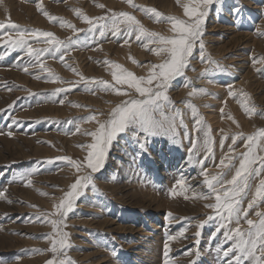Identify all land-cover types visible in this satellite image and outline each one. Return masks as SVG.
Masks as SVG:
<instances>
[{
	"label": "rangeland",
	"instance_id": "374dc122",
	"mask_svg": "<svg viewBox=\"0 0 264 264\" xmlns=\"http://www.w3.org/2000/svg\"><path fill=\"white\" fill-rule=\"evenodd\" d=\"M38 2L0 0V23L10 18L22 28L52 32L62 41L79 40V46L63 61L45 54L40 62L63 81H78L79 73L87 79L123 87L130 96L102 90L93 93L86 91L83 83L57 94L56 89L69 85L46 82L49 73L42 72L34 59L20 50L8 52L0 42V132L5 133L0 135V191L5 196L0 199V264H46L52 259L51 240L43 238L52 236V226L32 218L53 213L54 205L60 203L76 178L90 172V169L78 172L57 158L68 156L83 161L87 151L78 145L92 143V137L85 133L98 127L95 120L85 123L83 119L96 115L99 121H106L112 108L121 101L139 98L134 89L115 83L113 69L105 61L119 64L137 78L147 79L149 65L167 59L166 53L161 56L149 50L156 45L143 47L146 41H137L134 34L130 38L114 37L111 33L104 37L93 35L74 10L90 18L104 16L109 11L127 12L148 31L168 38L175 35L170 23L156 22L125 0H42L50 15L83 30L75 33L62 27L59 21L50 22L38 11ZM133 3L155 8L163 17L189 19L182 6L189 0L179 3L178 0H133ZM100 4L104 8L97 6ZM203 28L204 55L219 66L201 62L200 41H197L184 76L172 81L167 91L171 101L165 109L168 116L175 114L173 107L181 113L176 118L175 136L150 137L148 151L143 153L137 138L129 132L118 134L112 142L102 169L92 173L93 183L83 190L67 214L63 230L69 234L67 257L74 264H164L166 241L171 264H228L235 256V252L227 257L223 255L233 241L225 239L224 229L217 233L218 219L207 221L202 229L198 227L214 215L205 204L215 201L196 198L194 193L208 192L202 168L210 175L223 171L224 178L230 180L239 167L241 154L247 150L246 138L264 129V0H217L209 6ZM30 44L39 49L49 47L35 40H30ZM254 60L262 62L253 63ZM32 64L37 66H29L27 73L22 70ZM206 72L207 76H202ZM214 84L222 87L221 90L214 91ZM194 89L203 91L194 92ZM187 104L197 110V117ZM252 106L255 114H246L245 107ZM213 112L217 120L210 116ZM197 118H202V125H196ZM77 126L81 129L79 133L75 131ZM209 129L213 152L205 159L204 140ZM8 131H12L11 137ZM236 134H242V138L232 145ZM225 136L221 147L220 141ZM230 146L236 158L231 166L221 170L219 162ZM257 152L264 155L260 149ZM49 160L53 163H46ZM197 161H203V165ZM29 172L34 173L28 177L30 186H25L27 180L13 182ZM182 177L189 186L188 199L184 195H171ZM260 178L264 177L251 181L252 189L241 203L242 209L248 211V219L256 220V212H264V201L248 209ZM168 213L172 214L171 220ZM238 226L247 230L244 217ZM229 227L234 229L237 225L233 222ZM171 236L177 239L170 240ZM33 249L41 251L33 252Z\"/></svg>",
	"mask_w": 264,
	"mask_h": 264
},
{
	"label": "snow or ice",
	"instance_id": "6c2138e0",
	"mask_svg": "<svg viewBox=\"0 0 264 264\" xmlns=\"http://www.w3.org/2000/svg\"><path fill=\"white\" fill-rule=\"evenodd\" d=\"M125 2L133 9L138 8L142 13L150 16L156 22L166 21L170 23L171 30L175 35L168 38L156 32L148 31L133 15L127 12L118 13L109 11V14L104 16L90 18L81 11L74 10L77 17L89 26L88 31L93 35L98 34L104 37L108 33H111L114 37L124 35L130 38L134 34L137 41H146L142 45L143 47L147 49L150 44L156 45V47L149 50L156 55L166 53L167 59L163 63L149 65L150 73L147 79L143 77L137 78L131 72L123 69L119 64L105 61L113 69L112 77L115 83L121 86L127 85L128 89H134L139 98L130 97L127 100L121 101L112 108L109 118L106 121H99L96 115L83 119L82 122L86 123L95 120L98 124L96 131L85 133V135L92 137V143L78 145V147L87 151V155L83 161L73 160L68 156L57 158L60 161L66 162L68 167L75 168L78 172L81 169H90V172L76 178L75 182L70 185V189L61 198L60 203L54 205L53 213H45L43 217L37 216L32 218L36 222L50 223L53 229L52 236L43 237L44 239L51 240L49 251L53 254L52 259L48 260L46 264H74L67 257V250L70 247L69 234L63 230L66 227L65 221L67 214L73 210L75 201L82 194L83 190L93 183L92 173L99 172L102 169L109 147L118 134L129 132L135 136L141 153L148 151L150 137L161 134L175 136L176 118L181 116V113L173 107L175 114L171 117L168 116L165 109L171 105V101L167 95V91L172 81L184 76L189 66V58L192 56L197 41H200L201 62L216 64L215 61H210L205 57L204 44L201 37L204 32L203 25L205 23V17L208 14V8L214 2H217V0H189V3L182 5L184 15L189 18L188 20H180L175 17H163L155 8L141 7L134 4L133 0H125ZM97 6L104 8L102 4ZM36 7L50 22L59 21L62 27L71 28L74 33L83 31L76 29L66 21L50 15L44 9L42 0L36 4ZM30 40H35L37 43H44L49 45V47L43 49L34 48L30 44ZM0 42H3L8 52L20 50L28 57L34 59L42 72L49 73L45 77L46 82H61L69 85L67 88L56 89L55 92L57 94L68 92L71 88L83 83L85 90L93 93L97 90H102L105 92L112 91L120 96H130L129 92L123 90V87L116 88L115 85L108 84L103 80L87 79L79 73H77L80 76L78 81H63L60 77L52 73L50 69H47L43 62H40V58L45 54L51 56L53 59L58 58L63 61L66 55L70 54L74 48L79 46V40L69 39L62 41L52 32L25 29L9 18L6 23H0ZM127 42L126 40L125 43ZM260 62L262 61H253V63ZM133 63H136V61L133 60ZM37 64L25 65L22 70L27 73L29 66L35 67ZM216 66L218 67L219 65L216 64ZM71 70L76 72L75 69ZM202 76H207V72L202 74ZM35 78L40 79V76H36ZM187 84L188 82L185 83V86ZM90 85L97 87L90 88ZM8 90L11 91V89ZM193 91L201 92L203 90L194 89ZM60 102L63 103V101ZM73 106L82 107L81 105ZM186 106L192 109L194 117L198 116L197 110L191 104H187ZM245 112L248 115L255 114V107H245ZM228 119H232L233 123H236L231 116ZM180 123L183 124L182 119ZM195 123L197 126L202 125V118H197ZM196 130L199 131V127ZM75 131L79 133L81 131L80 127L77 126ZM3 134L5 133L0 132V135ZM7 135L11 137L13 135L12 131H8ZM226 138L225 136L221 139V147H223L224 139ZM240 138H242V134L233 135L232 145H235L237 139ZM141 139L144 141L143 143L140 142ZM204 145L207 151L205 159H207L213 152V140L210 135V129L206 133ZM245 148L247 150L241 154L239 167L230 180L224 178L223 171H218L216 174L210 175L207 169L202 168L201 175L203 176V183L207 187L208 192L206 194L194 193V196L205 200L214 199L215 202L205 204L206 208L212 209L214 215L208 216L207 220L199 224L198 227L202 229L207 221L219 220L217 233L221 229H224L225 239L233 241L232 246L223 252V255L226 257L230 253L235 252V256L229 259L228 264H242V262H247V264H264V212L257 211L256 217L258 219L256 220L248 219V211L241 207L243 198L252 189L251 181L257 177H264V155H260L257 152V149L264 151V129H260L253 135L248 136L246 138ZM189 151L191 152L192 150L190 149ZM233 153L234 148L230 146L228 154L219 162V169L222 170L232 165V160L236 158ZM197 162L203 165V161ZM46 163H53V161L49 160ZM33 174V172H29L21 176L18 181L13 182H24L27 180L25 186H30L31 180L28 177ZM188 191L189 186L182 177L176 182V185L171 191V195H184V198L188 199ZM41 195L46 194L41 193ZM4 198V192L0 191V199ZM261 201H264V178L259 179V183L255 187L254 195L248 203V209L258 206ZM49 215L58 218L48 220L47 217ZM242 217L245 218L248 226L247 230H241L238 226ZM167 218L171 220L172 214L168 213ZM233 222L237 225L234 229L229 227ZM183 235L184 232L181 231L180 236ZM196 235L199 236L200 233L197 232ZM169 239L175 241L177 237L171 236ZM32 251L40 252L41 250L33 249ZM113 254L115 255V252ZM164 257V264H171L167 241L164 247Z\"/></svg>",
	"mask_w": 264,
	"mask_h": 264
},
{
	"label": "bare ground",
	"instance_id": "6f19581e",
	"mask_svg": "<svg viewBox=\"0 0 264 264\" xmlns=\"http://www.w3.org/2000/svg\"><path fill=\"white\" fill-rule=\"evenodd\" d=\"M141 5V4H140ZM248 6V5H247ZM56 9V8H55ZM17 23V22H16ZM28 27V26H27ZM215 30V29H214ZM224 31V30H223ZM168 33H169V31H168ZM228 35V34H227ZM248 40V39H247ZM233 41H234V39H233ZM151 45V44H150ZM257 45V44H256ZM218 46V45H217ZM152 47V46H151ZM241 47V46H240ZM143 48V47H142ZM238 51V50H237ZM223 52V51H222ZM127 53V52H126ZM229 53H231V51L229 52ZM144 54H145V52H144ZM162 54V53H161ZM160 54V55H161ZM110 55V54H109ZM126 55V54H125ZM141 55V54H140ZM207 55V54H206ZM129 56V55H128ZM132 56V55H131ZM162 56V55H161ZM224 56V55H223ZM226 56V55H225ZM166 58V57H165ZM149 60V59H148ZM237 61H239V60H237ZM128 63V62H127ZM127 63H126V65H127ZM161 63V62H160ZM159 63V64H160ZM141 65V64H140ZM209 69V68H208ZM247 75V74H246ZM19 79V78H18ZM64 86V85H63ZM214 86V91H215V89H219V90H221V88L222 87H220V86H218L217 84H214L213 85ZM220 95V94H219ZM81 98V97H80ZM92 98V97H91ZM85 99V98H84ZM253 104V103H252ZM210 116H214V120H217L218 119V117H217V115H216V113L215 112H213V114L212 115H210ZM208 121H210V120H208ZM191 122V121H190ZM189 122V123H190ZM188 123V124H189ZM219 124V123H218ZM188 128V127H187ZM192 129V128H191ZM22 151V150H21ZM30 199V198H29ZM56 202V201H55ZM132 203V202H131ZM162 209H164V208H162ZM108 226H110V225H108ZM107 227V226H106ZM105 228V227H104ZM174 245V244H173ZM180 259V258H179Z\"/></svg>",
	"mask_w": 264,
	"mask_h": 264
}]
</instances>
